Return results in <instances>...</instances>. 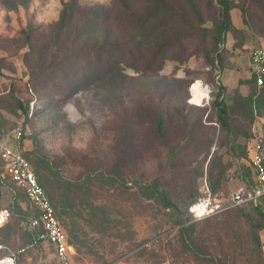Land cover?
I'll list each match as a JSON object with an SVG mask.
<instances>
[{
	"label": "rangeland",
	"instance_id": "1",
	"mask_svg": "<svg viewBox=\"0 0 264 264\" xmlns=\"http://www.w3.org/2000/svg\"><path fill=\"white\" fill-rule=\"evenodd\" d=\"M261 47L264 0H0V138L27 127L75 264H264V199L228 205L250 177L246 141L264 140V88L244 61ZM206 187L221 209L205 219L217 236L199 237L205 220L186 208ZM0 208V245L25 249L17 264H59L8 179Z\"/></svg>",
	"mask_w": 264,
	"mask_h": 264
},
{
	"label": "built area",
	"instance_id": "2",
	"mask_svg": "<svg viewBox=\"0 0 264 264\" xmlns=\"http://www.w3.org/2000/svg\"><path fill=\"white\" fill-rule=\"evenodd\" d=\"M248 73L254 79L256 85H264V47L249 49L246 55ZM28 132L27 127L18 125L10 137L0 138V160L2 161V180L8 179L17 187L24 190L29 203L40 212L38 220L32 221V226L39 223L43 227V233L37 237V241L51 245L53 256L59 264H75L72 258V246L55 215L44 189L40 186L37 177L29 162L24 156L23 138ZM248 150L253 172L255 174V186L251 190L240 188L230 196L229 206L237 207L246 204L257 206L259 200L264 197V140L262 137L250 141ZM205 195L199 198L190 208L194 221H200L216 210L215 202L212 200L206 187ZM9 211L0 210V228L4 226L9 218ZM3 247L0 245V250ZM25 249L12 251L7 249V254L0 257V264H17L18 255L24 253Z\"/></svg>",
	"mask_w": 264,
	"mask_h": 264
},
{
	"label": "trees",
	"instance_id": "3",
	"mask_svg": "<svg viewBox=\"0 0 264 264\" xmlns=\"http://www.w3.org/2000/svg\"><path fill=\"white\" fill-rule=\"evenodd\" d=\"M68 6L67 5H64V9H63V11L61 12V14H60V26H61V28H64V27H66L68 24H70V20H71V14L70 13H68V9H66ZM228 23H229V14H228V9H225V11H224V13H223V18H222V21L220 22V28H219V32H218V34H219V36H222V34L224 33V31L227 29V27H228ZM218 54L219 53H217V55H216V57H215V59H218ZM217 71H216V75L217 74H219L220 73V71H219V67H218V65H217ZM258 88H264V85L263 86H261V87H258ZM209 94H211V92H209ZM219 96V95H218ZM216 97L215 99H214V102H213V106H214V108L217 110V113H218V116H217V121H218V124H219V126L223 129V130H225V131H228L229 130V128H228V125H227V120H226V115H227V112H226V106H225V103H224V100L223 99H220V97ZM21 109V111H22V113H24V114H26V116H28L29 115V111H30V108L28 107V106H26V107H21L20 108ZM32 111H33V108H32ZM157 127H158V130H159V132H162V120L161 119H159L158 120V124H157ZM27 136V135H26ZM26 137H24L23 138V144L25 143V141H26V139H25ZM252 140V139H251ZM251 140H248V141H246V147H245V161L247 162V166H248V171H249V175H250V177H249V179H245V181H244V183L242 184V188H244V189H246V190H251V189H253L254 188V186H255V174H254V172H253V169H252V165H251V159H250V156H249V153H248V150H249V147H250V141ZM24 156H25V158H26V160L29 162V160L27 159V155H26V151H24ZM29 164H30V162H29ZM0 165H1V167H2V161L0 160ZM30 166H31V168H32V165L30 164ZM41 186V185H40ZM17 187V186H16ZM42 187V186H41ZM43 188V187H42ZM46 193V192H45ZM25 194V193H24ZM47 195V194H46ZM205 194H203L202 195V197L204 196ZM26 196V195H25ZM47 197H48V199H49V196L47 195ZM201 198V197H200ZM212 198V197H211ZM26 199H27V197H26ZM199 199V198H198ZM197 199V200H198ZM264 199V197H262L260 200H259V203H258V205L257 206H253L252 204H246V205H242V206H237V207H252V208H259V206L261 205V203H262V200ZM197 200H195V201H193L192 203H190L188 206H187V208H186V217L189 219V220H191V221H194V219H193V217H192V215H191V213L189 212V208L197 201ZM212 200L215 202V200L212 198ZM27 201H28V199H27ZM49 201H50V199H49ZM28 203H29V201H28ZM50 203H51V205L53 206V204H52V202L50 201ZM29 205H30V207H31V209L33 210V212H34V214H35V216L34 217H32V218H30L29 219V221H28V227L31 229L30 231L31 232H35V235H34V243H42V242H39V241H37V237L41 234V233H43V227H42V225L39 223L37 226H32L31 224H32V221L33 220H38L39 219V217H40V212L37 210V209H35L30 203H29ZM216 205V211L213 213V214H211L209 217H207V218H210V217H212V216H214L220 209H221V206L220 205H217V204H215ZM229 205V204H228ZM53 208H54V206H53ZM234 208H236V207H234ZM0 210H2L1 208H0ZM54 211H55V215H56V217H57V219H58V216H57V212H56V210H55V208H54ZM10 212V211H9ZM11 214V213H10ZM9 218H10V215H9ZM8 218V219H9ZM207 218H205V219H207ZM205 219H203V220H205ZM201 221V220H200ZM8 222V221H7ZM7 224V223H6ZM5 224V225H6ZM210 224H211V222H210V220H205L204 222H202V223H200V225L201 226H205V228L203 229V230H201V232H196L195 230L194 231H191V232H193V233H197V235H199V237L200 236H206L207 235V233H210V235L212 234V233H214V235H216L217 236V234H216V232L212 229V227H210ZM4 225V226H5ZM207 225V226H206ZM4 226H2L1 228H0V230L4 227ZM262 228H264V223H263V225H261V229ZM182 230H184V228H182ZM209 235V236H210ZM217 241H219V238H217ZM221 241H219V242H217L218 244L220 243ZM51 248H52V246L51 245H49ZM3 247V249H1L0 250V257H2V256H4V255H6L7 254V249H10V250H12V251H18V250H13V249H11L10 247H4V246H2ZM190 250H192V251H194V249H192V248H190ZM52 251H53V248H52ZM21 254H23V253H21ZM21 254H19L18 255V259H19V257H20V255ZM17 263H18V261H17Z\"/></svg>",
	"mask_w": 264,
	"mask_h": 264
},
{
	"label": "bare ground",
	"instance_id": "4",
	"mask_svg": "<svg viewBox=\"0 0 264 264\" xmlns=\"http://www.w3.org/2000/svg\"><path fill=\"white\" fill-rule=\"evenodd\" d=\"M202 91H203V88L201 87L200 83L196 82V85H193L192 87V92L197 96H201Z\"/></svg>",
	"mask_w": 264,
	"mask_h": 264
},
{
	"label": "crops",
	"instance_id": "5",
	"mask_svg": "<svg viewBox=\"0 0 264 264\" xmlns=\"http://www.w3.org/2000/svg\"><path fill=\"white\" fill-rule=\"evenodd\" d=\"M244 61L246 62V57H244ZM248 69V68H247Z\"/></svg>",
	"mask_w": 264,
	"mask_h": 264
}]
</instances>
